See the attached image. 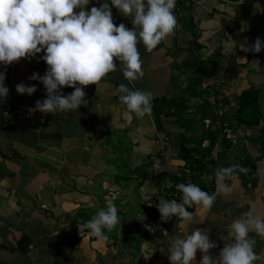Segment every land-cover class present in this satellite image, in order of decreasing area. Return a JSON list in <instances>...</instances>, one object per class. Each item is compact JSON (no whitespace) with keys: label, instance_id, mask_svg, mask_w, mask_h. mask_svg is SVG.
<instances>
[{"label":"crops","instance_id":"obj_1","mask_svg":"<svg viewBox=\"0 0 264 264\" xmlns=\"http://www.w3.org/2000/svg\"><path fill=\"white\" fill-rule=\"evenodd\" d=\"M198 1H184L176 7L175 0L177 25L152 52H147L142 42L137 44L141 78L130 83L117 65L116 71L108 73L97 86L84 87L87 104L77 110L49 114L35 110L36 101L46 98V90L40 81L29 77L33 73L45 74L48 66L42 59L43 52L7 66L0 63L9 89L8 96L0 98V263L170 264L168 251L172 242L196 228L206 230L216 243L217 247L209 250L215 256L225 244L220 237L228 235L230 225L243 212L254 208L256 214L264 216L263 162L257 164L254 176L238 172L226 180L231 193H218L214 170L220 165H209L206 172L196 173L199 180H193L189 166L178 156L179 128L164 118V127L170 134L167 141V131H158L156 125L155 97L182 90L188 74L184 62L196 59L194 51L198 48L202 57L220 47L224 52L215 75L204 85L220 89L221 94L235 95L257 81L264 91V53H245L239 47L245 41L253 44L257 37L264 42V0ZM257 1L260 4L256 6ZM104 2L109 3L117 26L123 23L129 29L133 27L131 17L123 16L111 0H89L87 10ZM194 24L200 34L196 38L192 33ZM177 30L181 31L176 35ZM194 41L201 45L197 47ZM237 73L246 78L244 87L239 88ZM21 83L35 85L37 90L32 95L19 94L16 85ZM120 84L150 93V113L137 118L120 104ZM61 91L67 95L74 89L62 87ZM7 118L12 122L10 126ZM240 130L233 132L236 146H217L213 151V157L219 152L234 155L229 164L221 166H230L237 160L239 142L246 132ZM159 137L167 144L161 166V171L167 173L156 183L159 196L151 199L155 183L150 178V156L157 153ZM246 140L245 137L244 143ZM178 180L215 194V200L210 209L196 205L187 208L193 212L190 222L173 217L165 233L164 222L152 202H181ZM109 200L116 206L121 223L111 231L105 229L107 239L90 236V230L85 228L88 220L84 219L106 209ZM240 202L243 207L237 206ZM249 237L255 239L254 251L260 257L254 264H264V238L254 232ZM25 238L29 244L22 247L20 243ZM201 259L198 250L193 264H199Z\"/></svg>","mask_w":264,"mask_h":264},{"label":"clouds","instance_id":"obj_2","mask_svg":"<svg viewBox=\"0 0 264 264\" xmlns=\"http://www.w3.org/2000/svg\"><path fill=\"white\" fill-rule=\"evenodd\" d=\"M88 4L89 0H0V63L7 66L21 58L44 53L42 59L48 66L45 74L33 73L29 77L40 81L46 90V98L36 101L35 110L48 114L77 110L87 104L84 87L97 86L108 73L116 71L117 65L125 79L130 83L136 81L143 76L137 44L142 42L150 53L177 25L173 13L175 0H111V5L123 16L131 17V29L123 23L118 26L114 23L109 3L93 6L90 11ZM239 47L245 53H259L264 42L257 37L253 44L245 41ZM5 78V73L0 72V98L8 96ZM62 87H71L74 91L64 95ZM36 90L35 85H16L19 94L32 95ZM118 92L119 103L137 118L150 113V93L131 90L125 84L119 85ZM8 121L7 118L10 126ZM161 166L162 163L159 169ZM157 171L152 169L150 158L149 172L153 175ZM238 172L247 174L248 169L239 164L217 167L214 170L217 192L231 193L232 188L225 181L233 179ZM176 188L182 193L181 202L160 199L156 206L152 202V208L164 222V232L166 225H172L169 221L173 217L182 222L193 220V212L187 208L196 205L210 209L215 200V194L210 195L193 183H179ZM159 193L158 185L154 184L151 199ZM237 206L243 207V202ZM118 223L121 221L117 208L109 200L106 209L93 215L85 228L90 230V236L107 239L102 229L111 231ZM250 232L264 238V216L256 214L254 208L243 212L230 225L228 235L220 237L225 244L219 255L209 252L217 245L209 239L207 231L196 228L172 242L168 259L170 264H193L199 250L202 253L199 264H254L260 257L254 251L256 241L249 237Z\"/></svg>","mask_w":264,"mask_h":264},{"label":"trees","instance_id":"obj_3","mask_svg":"<svg viewBox=\"0 0 264 264\" xmlns=\"http://www.w3.org/2000/svg\"><path fill=\"white\" fill-rule=\"evenodd\" d=\"M177 4H183V1L177 0ZM194 28L196 31L192 33L195 38L197 35L199 37L200 34L195 24ZM193 44L197 47L201 45L198 41H194ZM194 54H196V59L184 62L186 66L184 68L188 74L182 90L170 96L155 97L153 107L158 131H167L164 127V118L170 119L175 124L180 122L177 138L178 156L185 162V165L189 166L191 178L197 181L200 179L196 176L197 172H206L210 166L230 163L227 155H221V152L217 157H213V151L217 146H223L225 149L231 147L235 143L233 132L235 134L243 129L246 132L240 139V151L234 164L246 167L247 173L254 176L258 173L257 164L264 159V107L262 106L264 91L260 85L250 83L248 87L235 95L221 94L220 89L209 84L204 85L215 75L216 67L224 57L221 47L215 49L208 57L201 56L200 48L196 49ZM261 63L264 64L263 55ZM243 65L247 66V63ZM248 131L250 133H247ZM164 133L168 141L169 131ZM245 137L247 138L246 143H244ZM248 144L252 147L260 146L261 150L258 148V153L253 154ZM166 173L159 169L150 178L156 184ZM177 182L179 183V180ZM91 217L84 220H90ZM104 231L105 229H102V232ZM27 244L29 243L25 238L20 246L26 247Z\"/></svg>","mask_w":264,"mask_h":264},{"label":"rangeland","instance_id":"obj_4","mask_svg":"<svg viewBox=\"0 0 264 264\" xmlns=\"http://www.w3.org/2000/svg\"><path fill=\"white\" fill-rule=\"evenodd\" d=\"M257 4L259 5L260 4V1H257L256 2V6H257ZM208 20H209V18H208ZM179 31H181V30H177L176 31V35L177 34H179ZM177 37V41H178V36H176ZM173 45V47H175L174 46V44H172ZM263 53H264V50H261ZM263 67H264V64L262 65ZM256 67V66H255ZM249 68L251 69L252 68V66L250 65L249 66ZM257 68V67H256ZM244 70V71H243ZM241 72H243V73H245V69H243ZM232 78V77H231ZM236 78H237V80H238V83L240 84V86H239V88L240 87H244V82H245V80H246V78H244V77H239V75H238V73H237V76H236ZM225 80H227V76H226V78H225ZM227 82H229V80H227L226 81V83ZM254 83V82H253ZM206 84H208V83H206ZM256 85H259V83L256 81V83H255ZM249 85H250V83H249ZM248 85V86H249ZM248 86H246V87H248ZM245 87V88H246ZM230 91H232L231 89H229ZM262 91H263V88H262ZM264 93V92H263ZM262 106L264 107V102H263V104H262ZM179 123L180 122H177L176 124L174 123L173 125L175 126V129H178V125H179ZM115 132L119 135V131L118 130H115ZM240 132H244L243 131V129H241L240 130ZM161 135H163L164 136V134L163 133H161ZM260 140V139H259ZM248 148L254 153V154H256V153H258V148L260 149V146H255V147H253L252 148V146L250 145V144H248ZM257 150V151H256ZM261 150V149H260ZM227 155V157H228V159L227 160H231L233 157H234V155H228V154H226ZM262 162H264V160L263 161H261V162H259V163H262ZM259 173H261V171H259Z\"/></svg>","mask_w":264,"mask_h":264},{"label":"built area","instance_id":"obj_5","mask_svg":"<svg viewBox=\"0 0 264 264\" xmlns=\"http://www.w3.org/2000/svg\"><path fill=\"white\" fill-rule=\"evenodd\" d=\"M6 114H8V111H6ZM8 123L12 124V122L10 120L8 121ZM156 145H157V154H155L154 156L151 157L152 169L155 171H157L159 169V166L161 165V163L163 161V155L165 154V152L167 150L166 140L162 137H159L156 140ZM155 206H156V204H155ZM169 227H170L169 225H166L165 233H167V229Z\"/></svg>","mask_w":264,"mask_h":264}]
</instances>
